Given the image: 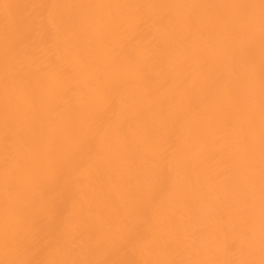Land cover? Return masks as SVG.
Instances as JSON below:
<instances>
[{
	"label": "bare ground",
	"instance_id": "bare-ground-1",
	"mask_svg": "<svg viewBox=\"0 0 264 264\" xmlns=\"http://www.w3.org/2000/svg\"><path fill=\"white\" fill-rule=\"evenodd\" d=\"M0 264H264V0H0Z\"/></svg>",
	"mask_w": 264,
	"mask_h": 264
}]
</instances>
